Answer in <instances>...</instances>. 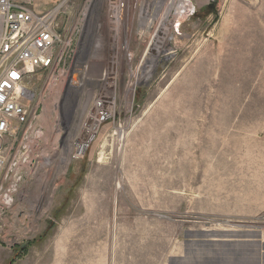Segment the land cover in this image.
Returning a JSON list of instances; mask_svg holds the SVG:
<instances>
[{
    "label": "rangeland",
    "instance_id": "rangeland-1",
    "mask_svg": "<svg viewBox=\"0 0 264 264\" xmlns=\"http://www.w3.org/2000/svg\"><path fill=\"white\" fill-rule=\"evenodd\" d=\"M15 1L37 13L65 1L55 24L70 43L49 120L54 71H35L28 121L5 136L0 264H166L192 227L264 234V0L203 3L160 52L148 32L121 39L111 87L95 38L105 0L85 23L88 0ZM104 90L113 116L92 127Z\"/></svg>",
    "mask_w": 264,
    "mask_h": 264
},
{
    "label": "built area",
    "instance_id": "built-area-1",
    "mask_svg": "<svg viewBox=\"0 0 264 264\" xmlns=\"http://www.w3.org/2000/svg\"><path fill=\"white\" fill-rule=\"evenodd\" d=\"M211 1L105 0L103 18L95 29L96 50L108 51L110 57L100 81L105 86L110 84L108 87L119 81L118 74L112 69L119 68L130 51L128 41L121 39L139 38L147 32L152 38L178 35L183 22L194 16L201 4ZM65 4L62 1L46 12L37 13L15 0H0V177L6 170L5 136L14 128L15 122L28 121L25 100L34 95L25 85L26 79L35 71L53 70L60 74L63 70L61 63H65L70 39L63 40L55 21ZM92 7L93 0H88L80 15L81 22L85 23ZM87 67L89 63L85 65L86 71ZM114 99L116 95L111 96L106 90L93 98L87 112L92 127L113 116ZM85 144L88 146L85 142L75 143V157L83 154Z\"/></svg>",
    "mask_w": 264,
    "mask_h": 264
},
{
    "label": "crops",
    "instance_id": "crops-1",
    "mask_svg": "<svg viewBox=\"0 0 264 264\" xmlns=\"http://www.w3.org/2000/svg\"><path fill=\"white\" fill-rule=\"evenodd\" d=\"M187 231L176 241L166 264H264V234Z\"/></svg>",
    "mask_w": 264,
    "mask_h": 264
},
{
    "label": "bare ground",
    "instance_id": "bare-ground-1",
    "mask_svg": "<svg viewBox=\"0 0 264 264\" xmlns=\"http://www.w3.org/2000/svg\"><path fill=\"white\" fill-rule=\"evenodd\" d=\"M153 39V38H152ZM161 39H163L164 41H166V40H168V39H170V37L169 36H166V35H163V36H158V37H155L154 38V40H153V43H154V45L155 46H158L157 48H159V52H160V48H161V46H160V43L162 42V40ZM156 43H158V44H156ZM156 48V49H157ZM157 51H158V49H157ZM93 56H97V53H94V55ZM156 60V59H155ZM55 74L56 73H53L52 74V83L50 84V88H51V90H52V93H54L55 94V97L53 98V100L51 101V103L48 105V117H47V120H49V117H50V113H49V111L50 110H52V108H54V105H52V103L54 104L57 100V98H56V96L58 95V94H60V90H61V88H62V83H63V81L60 83L59 82V80L58 79H53V78H55L54 76H55ZM149 77V76H148ZM143 78H145V76L143 77ZM55 82V83H54ZM138 82L136 81V84H137ZM136 84H131V86H130V88H129V90L131 91V92H134L135 91V89H136ZM131 92H130V95H131ZM57 94V95H56ZM129 95V96H130ZM129 99V98H128ZM47 123V122H46ZM47 125V127L49 128V129H53V127H54V122H52V121H48V123L46 124ZM48 129V130H49ZM57 131V130H56ZM53 132H54V130H53ZM50 133V132H49ZM38 135V134H37ZM49 136V137H48ZM47 137H48V140H50V141H54L55 139H53L54 137L55 138H57L58 136L55 134V133H53L52 134V137L50 136V134L48 135ZM46 137V138H47ZM121 137V139L123 138L122 137V135L120 136ZM120 139V140H121ZM47 141V140H46ZM52 141V142H53ZM36 142V140L34 139L33 141H31V145L33 146L34 145V143ZM56 142V141H55ZM54 143V142H53ZM46 144V143H45ZM49 145V144H48ZM47 145V146H48ZM53 145V144H52ZM48 159H49V157H48ZM48 159H46V160H48ZM46 162V161H45ZM6 200V199H5Z\"/></svg>",
    "mask_w": 264,
    "mask_h": 264
}]
</instances>
